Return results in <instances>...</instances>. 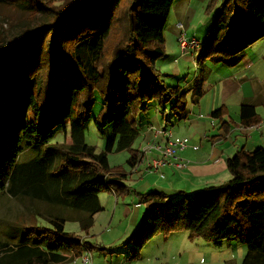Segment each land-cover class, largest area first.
<instances>
[{
  "label": "trees",
  "instance_id": "trees-1",
  "mask_svg": "<svg viewBox=\"0 0 264 264\" xmlns=\"http://www.w3.org/2000/svg\"><path fill=\"white\" fill-rule=\"evenodd\" d=\"M3 1L35 21L0 37V119H18L13 148L0 150V195L32 201L27 209L40 223L8 225L0 264H60L94 247L66 230V221L88 234L103 209L99 193L111 186L117 195L128 191V174L111 167L108 154L128 150L127 164H137L138 115L155 101L162 112L186 118L188 92L204 93L205 59L231 64L264 37V0L211 1L220 4L198 50L200 73L188 90L167 85L157 66L166 54L164 31L175 0ZM96 107L97 128L112 129L100 152L85 139V122ZM223 113L221 107L212 115ZM241 121H261L254 104L241 105ZM58 124L70 131L56 146L51 139ZM27 150L32 156L21 160ZM227 168L230 179L193 193L139 194L144 211L125 240L128 259L138 258L156 234L188 230L190 238L217 246L240 240L247 245L242 264H264V146L238 150Z\"/></svg>",
  "mask_w": 264,
  "mask_h": 264
},
{
  "label": "crops",
  "instance_id": "crops-1",
  "mask_svg": "<svg viewBox=\"0 0 264 264\" xmlns=\"http://www.w3.org/2000/svg\"><path fill=\"white\" fill-rule=\"evenodd\" d=\"M189 10L190 4H187L185 6V13L187 14ZM177 13L176 15L175 12L177 20L172 27L175 37L169 40L165 36L167 44L166 54L161 58L165 60L162 65L158 63L157 65L161 69L167 85L180 86L175 82L183 79L187 70L186 60L190 61L196 73H193L190 79L186 76L183 87L180 86L182 89H189L193 86L194 79L200 73V66L197 63L198 53L197 55L181 53L178 42L180 29L177 27V22L182 21L179 18L184 17V15L181 11ZM183 25L184 30L189 36L195 35L189 34L190 30L186 23L183 22ZM260 40L262 38L249 47L254 46ZM172 42L175 48H177L176 51L171 49ZM249 47L246 48L244 56L241 59L231 64L225 63L217 57H213L214 62L209 66H206V62L204 63V93L202 96H197L193 91L191 92L192 96L197 97V100L195 101L193 97L192 106H190L189 100L188 103L186 101L185 108L188 112L186 118L178 119L170 109L162 112L156 103L158 110H155L152 122L147 123L144 130L139 132L137 136V138L142 137L143 145H140V149H138L139 159L137 164L130 169L131 172H126L130 177L127 181L129 186L128 191L117 195L112 186L106 191L109 193L108 197H111L113 201L112 209L114 211L122 210L127 214L132 213L130 219L131 225L128 224L129 226L140 224L137 219L144 207L140 201L139 194L143 193V189L147 191L154 189L166 194H175L181 191L193 193L206 186L224 183L231 177V173L227 168L228 158L242 148L250 150L254 144H260V142L263 144L264 125H261L259 128L257 125L261 124L264 120V63H262V60L258 61L255 58L256 55L251 58V55L247 53ZM261 56L263 57L264 55ZM262 67L263 70L261 69ZM193 103H196L198 108H195ZM243 103L254 104L256 112L261 117L259 123L247 126L241 121V105ZM221 107H224L223 115L219 117L213 116V111ZM196 109L198 113H195ZM168 112L171 114L170 117L164 119V114ZM180 120L184 121L182 125L178 124ZM168 128L174 132V136L189 139L190 147L177 152L178 160L184 161L185 166L177 168L175 165L169 164L161 166L158 169H152L151 164L154 160L162 157V149H158L157 146L160 145L164 148L167 143L163 135L155 133L156 129ZM176 128L177 130H175ZM206 141H209L210 145H206ZM198 142L200 143L198 144ZM194 145L198 147L193 148L192 146ZM146 177H149V180H146ZM99 199L103 206L101 211L106 210L108 205L102 201L100 193ZM130 200L131 203H129ZM120 204L122 206H119ZM99 212L94 215V223ZM88 234H84V236ZM93 246L95 245L93 244ZM89 251L91 252V249ZM75 258L76 264H80V256L73 257L69 261L60 264H72ZM92 259L94 261L93 255ZM99 264L130 263L124 261L121 263L110 261L109 263V261L99 260Z\"/></svg>",
  "mask_w": 264,
  "mask_h": 264
},
{
  "label": "rangeland",
  "instance_id": "rangeland-1",
  "mask_svg": "<svg viewBox=\"0 0 264 264\" xmlns=\"http://www.w3.org/2000/svg\"><path fill=\"white\" fill-rule=\"evenodd\" d=\"M211 1L212 0H175L165 27V36H167L169 40L175 37L172 27L177 20V18H175L178 14L177 12L181 11L184 17L179 19H182V21L188 25L190 30L189 34H195V36L204 43L207 32L213 21V15L220 4L219 1ZM6 2L0 0V37L14 25L25 24L26 27L35 21L29 12L20 10ZM187 4H190V10L186 14L185 6ZM171 49L173 51L177 49L173 42ZM247 53L251 55V58L256 55L255 58L258 61L262 60V63H264V56H261L264 55V37L254 46L249 47ZM164 60L165 59H161L157 63L162 65ZM205 62L206 66H209L214 61L213 58L207 57L204 63ZM186 63L187 70L185 71L183 79L175 82L182 87L186 76L190 79L192 74L196 73L191 62L186 60ZM261 69L263 70V67ZM183 90L188 89L183 88ZM191 92L192 91L188 92L189 95L187 94L186 97L187 103L188 100L190 101V106H192L193 97L195 101L197 100V97L192 96ZM97 100L100 101V98L98 97ZM96 105L100 106V103L98 102ZM193 106L198 108L196 103H193ZM98 109V107L94 108L90 118L85 122V139L88 144L96 148L97 152H100L104 150L106 138L111 134L112 129L111 126H107L102 133L97 128L94 119ZM155 110H158L156 102L151 101L149 102L147 112L138 115L140 132L144 130L147 123L152 122ZM195 113H198L197 109ZM170 115V112L164 114V119L169 118ZM160 120L163 121L162 118H160ZM17 121L18 119L10 118L8 115H3L0 119V150L8 152L13 148L14 140L18 136ZM183 123L184 121L180 120L178 124L182 125ZM169 129L170 128H168V130ZM182 129H184V127H182ZM175 130H177V128ZM53 131L54 136L51 139V143L56 146L65 144L66 134L67 137H69V126L66 132L63 124H58ZM199 143L200 142H198V144ZM205 144L210 145V142L206 141ZM140 145H143L142 137L136 139L133 147L135 149H140ZM259 146H264V141L263 144H261V142L260 144H254L251 149H249L253 150ZM31 152L29 150L23 152L21 160H28L32 156ZM129 156L130 151L128 150L109 153V163L111 167H119L122 171L131 172L130 169L132 168L127 164ZM128 179H130L129 174L127 179L123 182L129 188L127 183ZM146 180H149V177H146ZM141 187L143 186L141 185ZM148 189H150V187H148ZM146 191L145 189L142 190L143 193ZM100 196L108 207L106 210L97 214L96 221L89 230L88 235L84 236L85 232L80 230L78 222L68 220L65 223L66 230L74 231L78 234L80 233V235H83L81 238L95 245L91 250L95 264H99V260L109 261V263L110 261H113V263H121L124 261L130 264H242V260L247 251L246 243L240 240H233L231 242L225 241L221 246H217L213 242L207 241L201 237L190 238L188 230L175 231L167 235L164 233L154 235L141 249L138 258L130 261L126 258L129 254L130 243L124 240L137 230L139 224H137V226L136 224L135 226L134 224L129 226L128 224L131 225L130 219L132 213L127 214L122 210L114 211L112 209L113 201L111 197H108L109 193L102 191L100 192ZM36 201L37 200L34 201L35 205L37 204ZM31 202L32 201L27 199L20 201L8 197L7 195H0V240L10 239L7 238L8 235L5 236L8 225L12 226L14 229L17 225L21 224L40 223V221L34 218L27 209V204ZM129 203H131V200ZM119 206H122V204ZM143 211L144 208L139 214L137 219L138 223L141 222Z\"/></svg>",
  "mask_w": 264,
  "mask_h": 264
},
{
  "label": "built area",
  "instance_id": "built-area-1",
  "mask_svg": "<svg viewBox=\"0 0 264 264\" xmlns=\"http://www.w3.org/2000/svg\"><path fill=\"white\" fill-rule=\"evenodd\" d=\"M177 27L180 29L178 42L181 53L197 55L198 50L200 48L201 40L198 39L195 35L188 36L186 31L184 30V25L182 21L177 22ZM261 125H264V120L261 124L257 125V127L259 128ZM155 133L157 135H163L164 138L167 140V143L164 148H162V146L160 145L157 146L158 149H162V157L156 158L151 164V168L158 169L161 166L169 164H173L177 168H183L185 166V162L182 160H178L177 152L179 150L190 147L191 144L189 143V139L185 137L174 136L173 131L168 129H156ZM192 147L197 148L198 146L194 145ZM80 259V264H94L91 252L88 249L83 250ZM72 264H76V258L75 260H73Z\"/></svg>",
  "mask_w": 264,
  "mask_h": 264
}]
</instances>
